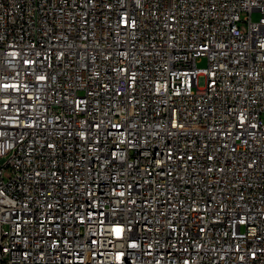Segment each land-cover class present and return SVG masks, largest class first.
Returning <instances> with one entry per match:
<instances>
[{"label": "built area", "instance_id": "built-area-1", "mask_svg": "<svg viewBox=\"0 0 264 264\" xmlns=\"http://www.w3.org/2000/svg\"><path fill=\"white\" fill-rule=\"evenodd\" d=\"M0 264H264V0H0Z\"/></svg>", "mask_w": 264, "mask_h": 264}, {"label": "rangeland", "instance_id": "rangeland-1", "mask_svg": "<svg viewBox=\"0 0 264 264\" xmlns=\"http://www.w3.org/2000/svg\"><path fill=\"white\" fill-rule=\"evenodd\" d=\"M257 18H258V14H256V13H252V14H251V18H250V19H251L252 21H256ZM204 65H205V62H204L203 59H201L200 61H198V62L196 63V66H197V67H204Z\"/></svg>", "mask_w": 264, "mask_h": 264}]
</instances>
